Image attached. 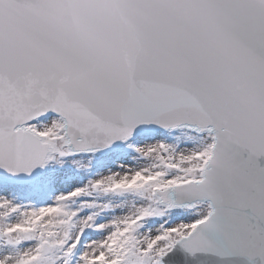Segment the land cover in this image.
<instances>
[{"label":"snow or ice","instance_id":"6c2138e0","mask_svg":"<svg viewBox=\"0 0 264 264\" xmlns=\"http://www.w3.org/2000/svg\"><path fill=\"white\" fill-rule=\"evenodd\" d=\"M0 264H264V0H0Z\"/></svg>","mask_w":264,"mask_h":264}]
</instances>
